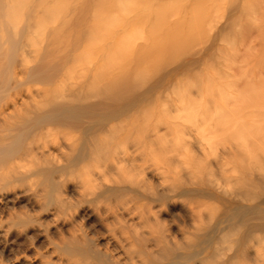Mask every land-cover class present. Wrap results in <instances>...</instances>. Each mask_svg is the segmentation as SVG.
Returning <instances> with one entry per match:
<instances>
[{
    "label": "rangeland",
    "instance_id": "rangeland-1",
    "mask_svg": "<svg viewBox=\"0 0 264 264\" xmlns=\"http://www.w3.org/2000/svg\"><path fill=\"white\" fill-rule=\"evenodd\" d=\"M246 1L38 2L36 60L27 47L0 72V264H264Z\"/></svg>",
    "mask_w": 264,
    "mask_h": 264
},
{
    "label": "bare ground",
    "instance_id": "bare-ground-1",
    "mask_svg": "<svg viewBox=\"0 0 264 264\" xmlns=\"http://www.w3.org/2000/svg\"><path fill=\"white\" fill-rule=\"evenodd\" d=\"M73 1H81V0H0V59H1V57H2V59L0 60V72L1 71H5V69H6V67H8V65L13 61L14 63H15V61H16V57H18L19 56V54H22V52L21 51H24L25 50V48L27 49V47H30V48H28L26 51H28L29 49H30V51H29V54L31 55V59L29 58V56H28V58L31 60V61H33V60H36L35 58H34V56L37 58V56L36 55H34L36 52H37V47H38V44L39 43H37V42H39V41H37V22H36V17H38L39 18V16H37V14H38V10H37V8H36V5H38L39 6V4H38V2H42L43 3V5L45 4V3H48L47 5H49V3H50V6L52 7V9L53 10H55L54 8H58V10H59V12L60 13H62V9L60 10V3L61 4H67L68 5V3H71V2H73ZM84 0H82L79 4H82V2H83ZM156 1H159V0H156ZM45 2V3H44ZM75 2V3H76ZM59 3V6H57L56 7V5ZM74 3V2H73ZM73 3H72V5H73ZM93 3H95L94 1H93ZM78 4V5H79ZM84 4V3H83ZM83 4L82 5H80V6H82L83 7ZM54 5V6H53ZM54 7V8H53ZM84 7H85V5H84ZM245 7H248V10L247 11H245V15H243L244 17H242V20L241 19H239V20H237V23H236V20L233 22V25L234 24H236V27L237 28H240V30H242V33L243 32H245V31H247L246 33H245V35L244 36H246V35H251L252 36V33H250V32H252V31H254V34H255V32H256V37H253L252 36V39H253V43H254V45H253V43L252 42H250V41H252L251 40V38H249L250 39V41H249V43H248V45H246V58H244L245 60L246 59H248V61H249V66L250 67H252V65L254 64V65H258L259 66V68H261V69H264V0H247L246 1V5H245ZM38 9H39V7H38ZM83 9H85V8H83ZM83 9H80V11L82 10L83 11ZM87 9V8H86ZM35 10H36V12H35ZM70 10V9H69ZM56 11H57V9H56ZM26 12L29 14H27L26 15ZM53 12H55V11H53ZM58 12V13H59ZM56 14H57V12H55ZM39 15V14H38ZM38 18H37V20H38ZM57 18H58V15H57ZM56 17H55V20L57 19ZM244 18V19H243ZM53 19H54V17H53ZM52 19V20H53ZM59 19H60V17H59ZM35 20V21H34ZM81 20V19H80ZM54 21V20H53ZM242 21V22H241ZM54 22H56V21H54ZM60 22V21H59ZM58 22V23H59ZM82 22V21H81ZM241 22V23H240ZM37 23V24H36ZM67 23V21H65L64 22V26H65V24ZM239 23V24H238ZM243 23V25H244V28H242L243 27V25H240V24H242ZM56 24H57V22H56ZM78 24H80L79 22H78ZM24 25H25V27H24ZM82 25H83V23H82ZM232 25V27H234ZM241 26V27H239V26ZM76 26V25H75ZM75 26H74V28H75ZM24 27V28H23ZM68 26H65V27H63L64 29L65 28H67ZM77 27V26H76ZM62 28V29H63ZM78 28V27H77ZM77 28H75V29H77ZM242 28V29H241ZM25 29V30H24ZM68 29V28H67ZM70 29V28H69ZM79 29V28H78ZM58 31V30H57ZM249 33V34H248ZM253 34V35H254ZM241 35H243V34H241ZM39 36V35H38ZM64 36H66V35H64ZM248 36H246V37H248ZM40 37V36H39ZM53 37V36H52ZM67 37V36H66ZM250 37V36H249ZM57 38V37H56ZM65 38V37H64ZM255 38H257V40L255 39ZM49 39V38H48ZM59 39V38H58ZM255 39V40H254ZM38 40H41V38L40 39H38ZM50 40V39H49ZM53 40V39H52ZM64 40H66L67 41V39L65 38ZM244 40H246V38L244 37ZM243 41V40H242ZM255 41H257V43H258V45H255ZM231 42V43H230ZM232 42H234L235 43V41L232 39L231 41H229V43L231 44H229L230 46H231V49H232V51H234L235 50V47H236V45L237 44H234V43H232ZM237 42V41H236ZM243 42H245V41H243ZM51 43V42H50ZM61 43V42H60ZM64 43H66L67 44V42H64ZM252 43V44H251ZM62 44V43H61ZM251 44V45H250ZM41 45V44H40ZM68 45V44H67ZM235 46V47H233V46ZM26 46V47H25ZM43 46V45H42ZM54 46V47H53ZM53 46H51L50 48H55V44L53 45ZM58 46H60V45H58ZM229 46V47H230ZM253 46V47H252ZM257 47L258 49L255 51V47ZM56 47H57V45H56ZM41 48V47H40ZM58 48V47H57ZM65 48H67V47H65ZM43 49V48H42ZM46 49V48H45ZM39 50V49H38ZM51 50V53H52V50L53 49H50ZM59 50V49H58ZM252 51L256 54L255 55V58L253 59V60H255V62H256V64H255V62H253V60H251V55L253 56V53H252ZM31 52V53H30ZM41 52H42V50H41ZM60 52V51H59ZM62 52H64V51H62ZM66 52V51H65ZM56 53V52H55ZM25 54H27V52L25 53ZM37 54V53H36ZM40 52H39V56H40ZM44 54V53H43ZM46 54H48V53H45V56H46ZM54 54V53H53ZM245 54V53H244ZM248 54H251V55H248ZM38 56V57H39ZM48 56V55H47ZM46 56V57H47ZM248 56H250V57H248ZM42 57V56H41ZM40 57V58H41ZM42 58H44V57H42ZM54 58V57H53ZM56 58H57V54H56ZM39 59V58H38ZM38 59H37V61H38ZM44 60H45V58H44ZM244 60V61H245ZM48 61V60H47ZM68 61V60H67ZM67 61H65V63L67 62ZM247 60L245 61V62H243V64L245 65V66H247L248 67V64H247V62H248ZM23 62V61H22ZM51 62V61H50ZM53 62V61H52ZM56 62V61H55ZM63 62V61H62ZM251 63H253V64H251ZM25 64V63H24ZM33 64H35V63H33ZM43 64V63H42ZM68 64V63H67ZM66 64V65H67ZM251 64V65H250ZM52 65H54V64H52ZM10 66V65H9ZM38 66H39V64H38ZM63 66V65H62ZM14 67V66H13ZM18 67V66H17ZM54 67V66H53ZM63 67H65V65L63 66ZM250 67H248V68H250ZM254 67V66H253ZM10 68V67H9ZM27 68H28V66H27ZM39 68V67H38ZM51 68V67H50ZM49 68V69H50ZM62 68V67H61ZM8 69V68H7ZM6 69V72L7 71H9V69L7 70ZM16 69V68H15ZM22 69V68H21ZM30 69V68H29ZM40 69V68H39ZM43 69V68H42ZM48 69V70H49ZM53 69V68H52ZM18 70V69H17ZM20 70V69H19ZM26 70V69H25ZM31 70H33V69H31ZM65 71L67 70V69H64ZM15 73L16 72H18V71H15V70H13ZM12 71V72H13ZM23 71V70H22ZM28 71V70H27ZM5 72V73H6ZM24 72V71H23ZM51 72V71H50ZM55 72V71H54ZM53 72V73H54ZM63 72V71H62ZM2 73H4V72H2ZM2 73L0 74V75H2ZM33 73V72H32ZM40 73V72H39ZM38 73V74H39ZM52 73V72H51ZM50 73V74H51ZM52 73V74H53ZM263 73V72H262ZM17 74V73H16ZM15 74V75H16ZM28 75H29V73H27ZM41 74V73H40ZM39 74V75H40ZM44 74V73H43ZM49 74V73H48ZM63 74V73H62ZM66 74L68 75V73L66 72ZM261 74V73H260ZM20 75H23L22 73H18V75H17V77H19ZM27 75V76H28ZM33 75V74H32ZM39 75H36V77L37 76H39ZM42 75V74H41ZM8 76V75H7ZM13 76H14V73H13ZM25 76V75H24ZM47 76V75H46ZM63 76V75H62ZM263 76H264V74H263ZM36 77H34V78H36ZM44 77V76H43ZM50 77H51V75H50ZM50 77H46V78H49L50 79ZM23 79V77L22 76H20V79ZM25 78V77H24ZM27 78V77H26ZM34 78H31V80L32 81H34ZM42 78V77H41ZM53 78V77H52ZM51 78V79H52ZM55 78V77H54ZM63 77H61V79H62ZM261 78H262V75H261ZM1 79H3V78H1ZM43 79V78H42ZM18 80V79H17ZM24 80V79H23ZM263 80H264V77H263ZM18 81H20V80H18ZM22 81V80H21ZM42 81V80H41ZM40 81V82H41ZM44 81H47V79L46 80H44ZM52 80H50V82H51ZM262 81V80H261ZM2 82H4V81H2ZM24 82V81H23ZM38 82V81H37ZM48 82V81H47ZM53 82V81H52ZM55 82V81H54ZM64 82V81H63ZM33 83V82H32ZM262 83H264V82H262ZM27 84H29V83H27ZM36 84V83H35ZM35 84H33V85H35ZM2 85H3V83L1 84V86H0V88L2 87ZM17 85H19V84H17ZM20 85H21V83H20ZM32 85V86H33ZM24 86H25V84H24ZM31 86V87H32ZM41 87V86H40ZM46 88V87H45ZM45 88L43 87L42 89H44L45 90ZM26 89V87L23 89V90H25ZM27 89H29V87H27ZM37 89V88H36ZM50 89V88H49ZM53 88H51V90H52ZM18 90H20V89H18ZM32 90H34V88L32 89ZM37 90H39V89H37ZM41 90V89H40ZM51 90H46V92L47 91H49V93L47 92L46 93V96L49 94L50 95V93L51 94H53V93H55V91L54 92H50ZM21 91V90H20ZM35 91V90H34ZM39 91H35V93H38ZM26 93H28V92H26ZM40 93V92H39ZM264 93V92H263ZM41 94V93H40ZM27 95H29L30 96V94H27ZM65 95V94H64ZM63 95V96H64ZM264 95V94H263ZM33 96V95H32ZM53 96V95H52ZM51 95H50V97H52ZM38 97H40V95L38 94ZM1 98V97H0ZM35 98H37V96H35ZM41 98V97H40ZM48 98H49V96H48ZM38 99V100H37ZM37 99H33V101L34 100H37V101H39V98H37ZM53 99V97L51 98V100ZM17 100H19V99H17ZM37 101H35L36 102V104H37V106H41V104L43 103L44 104V102H43V100H42V103L40 104V103H37ZM39 102H41V100L39 101ZM18 103V102H17ZM52 103V102H51ZM40 104V105H39ZM21 105V104H20ZM51 105V104H50ZM6 106V105H5ZM19 107V106H18ZM23 107V106H22ZM7 108V107H6ZM20 109L19 110H21L22 112H24L25 110H22L21 109V107H19ZM24 108V107H23ZM42 108V107H41ZM25 109H26V107H25ZM0 110H3L2 108L0 109ZM11 110V109H10ZM20 111V112H21ZM28 111V110H27ZM27 111L26 112H24V114L26 115L25 117H28V115L30 114L29 112H28V115H27ZM41 111H42V109H41ZM2 113H4V110L3 111H1ZM17 112V114H19L18 113V111H16ZM21 112V113H22ZM12 113V111L10 112V114ZM14 113V112H13ZM12 113V114H13ZM10 114H9V116H10ZM15 114V113H14ZM23 114V113H22ZM24 114L22 115V116H24ZM51 114H53L52 112H51ZM3 115H6L7 116V114H3ZM2 116V115H1ZM6 116H4L5 118H6ZM7 117L8 119H11L12 118V116H11V118L10 117ZM20 116V115H19ZM48 116V115H47ZM52 116V115H51ZM50 116V118H49V116L47 117V118H49L50 120H52L53 118ZM16 118H19L18 116H15ZM46 117V116H45ZM3 118V117H2ZM6 118V119H7ZM16 118H14L13 119V121L14 120H16ZM21 118V117H20ZM19 118V120H21ZM23 118V117H22ZM0 119H1V117H0ZM7 119V120H8ZM19 120H17V122L16 123H18V121ZM43 120V119H42ZM45 121H48L47 119H44ZM43 120V121H44ZM49 120V121H50ZM4 121V120H3ZM38 121H40V120H38ZM45 121H44V123H45ZM48 121V122H49ZM6 122V121H5ZM5 122H4V124H5ZM10 122H12V120L10 121ZM20 122V121H19ZM3 123V122H2ZM13 123V122H12ZM12 123H8V121H7V123L6 124H9V125H12ZM15 123V122H14ZM15 123V124H16ZM42 123V122H41ZM43 123V124H44ZM0 125H1V122H0ZM9 125H5V126H9ZM14 125V124H13ZM3 126L4 125H2L1 127L3 128ZM4 126V128H6ZM0 127V128H1ZM9 127H12V126H9ZM15 127V126H14ZM46 128V127H45ZM44 128V129H45ZM8 129V128H7ZM10 129V128H9ZM20 129V128H19ZM43 130V129H42ZM46 130V132H48L47 131V129H45ZM45 130H43V131H45ZM49 130V129H48ZM4 131V130H3ZM6 132H7V130H5ZM9 131H11V130H9ZM18 131V130H17ZM2 132V131H1ZM53 133V131L51 132V135H53L52 134ZM2 134V133H1ZM7 135V134H6ZM9 135V134H8ZM12 136V135H11ZM48 136V135H47ZM49 137L50 136H48L47 138L49 139ZM19 138H21V137H19ZM18 138V139H19ZM46 138V137H45ZM51 138H52V136H51ZM10 139V138H9ZM8 139V140H9ZM18 139H16L15 141L17 142V140ZM22 139V138H21ZM47 140V139H46ZM20 140H18V142H19ZM29 141V140H28ZM35 141V140H34ZM33 141V142H34ZM50 141V139L48 140V142ZM12 142V141H11ZM17 142V143H18ZM46 142V141H45ZM52 142V140L50 141V143ZM14 144H15V142H14ZM29 144V143H28ZM33 144V143H32ZM46 144H47V142H46ZM46 144L44 145V146H46ZM1 145V144H0ZM13 145V144H12ZM16 145V144H15ZM14 145V146H15ZM49 145V144H48ZM19 146V145H18ZM31 146H33V145H31ZM35 146V145H34ZM43 146V147H44ZM16 147V146H15ZM17 148V147H16ZM25 149V148H24ZM43 150L44 149H49L48 151H49V153H48V156L47 157H51L52 155H51V153H50V146H46V147H44V148H42ZM11 150V151H10ZM10 150H7L8 152L7 153H9L8 155L10 156V157H13L14 158V156L13 155H11V153L10 152H14L13 151V149L12 148H10ZM43 150H42V152H43ZM16 151H17V149H16ZM30 151H31V149H30ZM30 151L28 152V153H30ZM33 152H35V151H33ZM37 152V151H36ZM16 153V152H15ZM20 153V152H19ZM39 153V152H38ZM44 154H47V153H44ZM3 155H4V153H3ZM7 155V154H6ZM7 155V156H8ZM16 155V154H15ZM35 155V154H34ZM7 156H6V158H7ZM20 156V155H19ZM22 156V155H21ZM46 156L45 155H43V157H45L46 158ZM5 157V156H4ZM40 157V156H39ZM5 158V159H6ZM19 158V157H18ZM17 158V159H18ZM21 158V157H20ZM27 158H29V156H27ZM27 158H21V160L22 159H24V160H27ZM31 158H32V156H31ZM33 159H34V157H33ZM39 159H41V158H39ZM48 159V158H47ZM53 159V158H52ZM23 160V161H24ZM49 160H50V158H49ZM48 160V161H49ZM0 161H2V160H0ZM10 161V160H9ZM12 161V160H11ZM10 161V162H11ZM13 161H14V159H13ZM19 161H20V159H19ZM29 162L31 161L32 162V160H28ZM27 161V162H28ZM35 161V160H34ZM15 162V161H14ZM14 162H12V165H13V163ZM17 163H15L16 164V166H17V164H19L18 163V160L16 161ZM25 162V161H24ZM27 162H26V164H27ZM43 162V161H42ZM45 162H47L46 160H45ZM2 163V162H1ZM22 163V162H21ZM41 163V162H40ZM40 163H38L37 162V164L39 165ZM44 163V162H43ZM43 163H42V165H43ZM49 163V162H48ZM25 164V163H24ZM23 164V165H24ZM31 164V163H30ZM35 164V163H34ZM50 164V163H49ZM2 165L4 166V163H2ZM2 166V167H3ZM6 166V165H5ZM4 166V167H5ZM11 166V165H10ZM14 166V165H13ZM19 166H21V165H19ZM32 166V165H31ZM35 166H36V164H35ZM40 166V165H39ZM38 166V167H39ZM46 166V165H45ZM47 166H50V165H47ZM9 167V166H8ZM8 167H6V168H8ZM30 168V167H29ZM34 168V167H33ZM37 168V167H36ZM6 170V169H5ZM28 170V169H27ZM29 172V171H28ZM34 177V176H33ZM0 201H2V200H0ZM3 235V234H2ZM3 237H4V235H3ZM8 237V236H7ZM28 261V260H27ZM42 264V263H41ZM43 264H45V263H43Z\"/></svg>",
    "mask_w": 264,
    "mask_h": 264
}]
</instances>
